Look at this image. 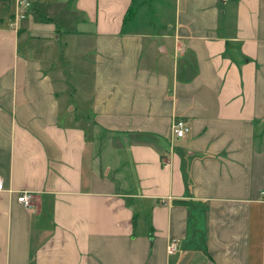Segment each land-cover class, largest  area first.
<instances>
[{"label":"crops","instance_id":"0c3cea01","mask_svg":"<svg viewBox=\"0 0 264 264\" xmlns=\"http://www.w3.org/2000/svg\"><path fill=\"white\" fill-rule=\"evenodd\" d=\"M166 1L0 0V264H264V0Z\"/></svg>","mask_w":264,"mask_h":264},{"label":"built area","instance_id":"2783aa9c","mask_svg":"<svg viewBox=\"0 0 264 264\" xmlns=\"http://www.w3.org/2000/svg\"><path fill=\"white\" fill-rule=\"evenodd\" d=\"M17 5V11L15 14V18L12 22V27L17 29L20 22L23 21L27 14L28 10L31 6L30 0H16ZM173 135L175 138H184L187 133L190 131V127L187 122H184L183 120H175L172 126ZM5 183L2 177H0V192H5ZM262 196L264 197V192L262 193ZM34 200V193L29 190H23L18 195V202L22 204L26 208H31L32 203ZM168 245V252L174 253L177 251L179 242L177 239H172L169 242Z\"/></svg>","mask_w":264,"mask_h":264},{"label":"rangeland","instance_id":"374dc122","mask_svg":"<svg viewBox=\"0 0 264 264\" xmlns=\"http://www.w3.org/2000/svg\"><path fill=\"white\" fill-rule=\"evenodd\" d=\"M170 4H171V0H167L166 3H165V7L166 8H169L170 7ZM153 5L155 6L156 5V1L153 3ZM156 7V6H155ZM166 16L167 17L168 15H170L171 13L167 10L166 12Z\"/></svg>","mask_w":264,"mask_h":264}]
</instances>
